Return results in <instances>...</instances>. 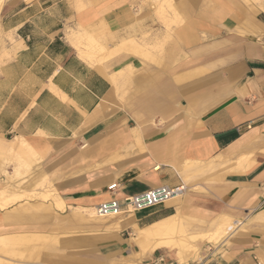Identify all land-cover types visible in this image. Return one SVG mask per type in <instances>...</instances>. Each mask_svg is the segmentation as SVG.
Segmentation results:
<instances>
[{"label":"crops","instance_id":"crops-1","mask_svg":"<svg viewBox=\"0 0 264 264\" xmlns=\"http://www.w3.org/2000/svg\"><path fill=\"white\" fill-rule=\"evenodd\" d=\"M176 4L164 14L152 0H7L0 12L13 37L0 65V145L21 137L39 153L45 187L65 202L59 228L79 222L68 221L70 209L113 195L185 187L176 203L134 212L121 229L105 223L74 234L86 244L84 264H146L154 255L264 264V20L243 0ZM83 28L107 48L132 41L102 59L109 69L101 70L75 46ZM174 216L176 235L129 243L134 223ZM28 218L15 206L1 209L0 237L41 235ZM3 251L1 264L18 262ZM64 251L60 238L54 264H67Z\"/></svg>","mask_w":264,"mask_h":264},{"label":"rangeland","instance_id":"rangeland-1","mask_svg":"<svg viewBox=\"0 0 264 264\" xmlns=\"http://www.w3.org/2000/svg\"><path fill=\"white\" fill-rule=\"evenodd\" d=\"M2 1L3 4L0 9V12L4 6V3L7 0H2ZM152 2L153 3L156 2L159 5V7L162 9V12L164 14L172 10L171 8H166V6H169V2L170 3L173 2L172 4H174L177 8V4H176L177 0H152ZM243 3L252 12L253 9L255 8L256 12L254 14L257 15L258 18H260L261 20H264V0H243ZM169 23L170 22L165 23L168 29H170ZM90 33H92L91 29L83 28L82 31L77 33L76 39L78 42L79 41L81 42L82 47H84L85 44L86 48L89 46L87 49H92V48H93L92 50L95 49L94 51L97 54L96 55L97 57L100 56L99 54L100 52L98 50L100 49V45H102V47H104L105 50L103 51L104 56L103 58L102 57L101 58L104 60L106 57L113 54L114 52L124 50V47L122 45L125 43L126 40L132 39V38L123 39L120 41L118 45H116L113 48H107L104 44L98 41V43L101 44L98 45L99 47L95 46L94 48V46L91 45L89 41L90 38L88 37L89 35L90 36L93 35V38H95V40L98 39L94 36L93 33L92 34ZM11 42H13V37L11 33L4 31V29L2 28L1 17H0V65L11 57V50H10ZM108 66L105 63L104 68L108 70L109 69ZM134 69L136 70L134 73L135 75L137 73V69L136 68ZM116 81L117 82L113 81L115 89L116 91H118V93H122V88L125 83H122L121 81L118 80ZM130 86L132 87V85ZM127 92L129 93V87L127 89ZM32 154H34L35 157ZM24 159L26 162L24 161ZM41 160L42 159L39 153H37L36 151L34 152L25 151V153L19 152L18 154V152L17 153L16 152L12 153L11 151L8 152L7 148L0 145V205L5 204L3 209H7L10 206H15L17 209H19V211L24 212L25 215L27 216L29 215V218L26 220L35 223L36 233L34 234H41V236L46 237V240L44 242H42L39 245H36L35 247H34L35 242H32L30 245V249H32V251H28L29 253L25 251L24 253H21L22 255L21 254L17 255L19 251L18 252L16 251V254L14 253L11 254V253H6V251L3 250H0V253L3 251L4 256L13 258L16 261H18L16 264H26V263L54 264L56 262V260L54 259L58 258L60 252V238L63 239L65 238L66 251H64L63 253L66 258L67 264H74V262L77 261L81 264H84L85 263L84 260L88 258V256L85 255V253L87 252L86 244L84 243L83 245H80L79 243H75L72 240V238L76 233H78L80 237H86L88 231H90V225H88L83 221H80L77 223V225H75V222H72L70 219H68V221H71L72 223H66L67 224L66 227L59 228L60 223L58 222L59 220H57V217L60 215V212L56 208H55L56 210L53 208L55 206L51 202H49L50 201L49 199H45L41 194H38L40 190L45 189L44 187L46 184L43 177H41V173H40ZM48 189L51 188L49 187ZM20 192L23 193L19 197L16 196ZM1 209L2 207H0V210ZM64 209L60 211L63 212ZM57 212H59V214ZM67 214H69V212H67ZM32 216H34L35 219L31 218ZM67 217L69 218L70 216L67 215ZM44 221L49 222L50 227L48 225H44L46 228L43 229L42 222ZM62 224H64V221L62 222ZM54 226H56L57 228H55ZM80 247H82V250H80ZM82 259H83V263L81 261ZM126 259L127 260L130 259V257ZM99 260H100V264L106 262H107L106 264H111V262L113 261L112 260L108 262L105 257H99ZM0 261L2 260L0 259ZM117 262H121V260H117ZM125 263L126 262H124L123 264ZM4 264H11V263L4 262Z\"/></svg>","mask_w":264,"mask_h":264},{"label":"bare ground","instance_id":"bare-ground-1","mask_svg":"<svg viewBox=\"0 0 264 264\" xmlns=\"http://www.w3.org/2000/svg\"><path fill=\"white\" fill-rule=\"evenodd\" d=\"M173 3V2H172ZM169 2V6H171L175 11L177 10L176 6L174 4H172ZM3 1H0V9L2 7ZM93 33V32H92ZM90 33V34H92ZM89 41L91 43V45L97 46L100 45L98 43L99 40H95V38H93V35H89ZM74 43V42H73ZM75 44V43H74ZM124 45V44H123ZM75 46L77 47L78 51L80 52V54L87 59L89 62L93 63L94 65H96L99 69L104 70V66L102 65V58H103V51L105 50L104 47H102V45H100V49L98 50L99 54H100V58L97 57L96 53H95V49H87L86 47L83 48L81 43H76ZM85 46V44H84ZM87 46V45H86ZM96 47V48H97ZM102 55V56H101ZM102 57V58H101ZM118 72V71H117ZM113 74V73H112ZM113 76V75H112ZM117 77V75H116ZM116 80V78H115ZM8 149V152L11 151L13 152H24L25 151H30V152H34L33 147L31 146V144L26 141L25 139L21 138V137H15L14 139L10 140L9 145L6 147ZM36 154V153H35ZM34 155V154H32ZM18 156V155H17ZM19 157V156H18ZM35 157V155H34ZM26 158V157H25ZM28 159V158H27ZM23 161V160H22ZM25 161V159H24ZM26 162V161H25ZM30 167V166H29ZM33 170V169H32ZM19 173V172H18ZM17 173V174H18ZM25 173V172H24ZM34 173V172H33ZM19 175V174H18ZM17 175V176H18ZM22 175V174H21ZM20 177V176H19ZM39 184V183H38ZM51 185V184H50ZM52 187V186H51ZM38 191V190H37ZM36 191V192H37ZM39 192V191H38ZM23 193V192H22ZM21 192L18 193V195L16 196H20L22 194ZM38 194H41L45 199H49L55 208L60 211L63 210L65 207L64 204V200L61 197V195L56 192V190L53 189H48L45 187V189L40 190V192ZM37 195V194H36ZM35 195V196H36ZM40 197V196H39ZM181 196L178 195L177 197H175L174 199L170 200L169 202H167V205L176 203L178 200H180ZM37 201V200H36ZM36 203V202H35ZM45 205V204H44ZM166 205V206H167ZM4 205H0V207H3ZM56 212V211H55ZM59 214V212H57ZM61 215V214H60ZM60 215L57 217V220H60ZM69 215L70 220L71 221H83L85 223H87L88 225H94V226H100L102 224L107 223L106 228L107 229H114L117 230L120 227L125 226L126 224H131L132 221L134 220V212L128 213V214H120L119 216H109V217H103L97 214L96 211V205L91 206V207H87V208H83V209H70L69 211ZM178 216V215H177ZM62 220V219H61ZM64 220V219H63ZM110 220H113L112 223H108ZM54 221V220H53ZM59 222V221H58ZM62 222V221H61ZM127 226V225H126ZM53 227V226H52ZM55 228H57L56 226H54ZM103 227V226H102ZM178 227H179V220L177 217H171L167 220H163L161 222H157L154 223L152 225L146 226V227H138L137 225H135L134 223V231L133 234L131 236V238L129 239V243H131L132 245L137 244L138 242H140L142 239H154L160 236H174L176 235V233H178ZM94 228V227H93ZM127 228V227H125ZM89 229V228H88ZM91 229V228H90ZM121 229V228H120ZM110 231V230H109ZM104 232V231H103ZM111 232V231H110ZM113 236V235H111ZM114 237V236H113ZM212 237V236H211ZM210 238V237H209ZM46 240V237L41 236V235H20V236H16L14 239H9L7 240L6 237H0V243L3 244V247H7V249L11 248L13 249V252L16 254V251L18 252L17 255L24 253L25 251H32V249H30V245L32 242L34 243V247L36 245L41 244L42 242H44ZM194 240V239H193ZM192 241V240H191ZM18 245H16V244ZM181 244V243H180ZM192 244V243H191ZM193 245V244H192ZM196 245V244H195ZM28 246V247H27ZM160 244H154L153 247H151V250H155V248L159 247ZM196 246H194L195 248ZM162 248V247H160ZM193 247H191V249H185L184 251L181 252L182 254V259H187L190 258V254H192V252L194 251L192 249ZM189 250V252H188ZM11 251V250H10ZM26 252V253H27ZM29 253V252H28ZM27 253V254H28ZM32 253V252H31ZM143 254L146 253V251H142ZM141 253V254H142ZM36 254V253H35ZM41 254V253H39ZM37 254V255H39ZM142 254V255H143ZM147 254V253H146ZM22 255V254H21ZM31 255V254H30ZM140 255V254H139ZM194 255V254H193ZM15 256V255H14ZM28 256V255H27ZM35 256V255H34ZM181 256V255H180ZM30 257V256H29ZM36 257V256H35ZM34 258V257H33ZM1 259V257H0ZM144 259V258H143ZM1 262V261H0ZM6 263V262H5ZM10 263V262H9ZM17 263V262H16ZM137 263V262H136ZM134 262H131L129 264H136ZM1 264V263H0ZM15 264V262H14ZM111 264H123L121 262H117V260H113L111 262ZM126 264V263H125Z\"/></svg>","mask_w":264,"mask_h":264},{"label":"built area","instance_id":"built-area-1","mask_svg":"<svg viewBox=\"0 0 264 264\" xmlns=\"http://www.w3.org/2000/svg\"><path fill=\"white\" fill-rule=\"evenodd\" d=\"M117 188L118 184L112 183L108 187V190L114 193ZM184 188L183 185L177 187L162 185L121 199L113 195L109 199L97 204L96 211L100 216L109 217L151 209L159 205H164L178 195H181L184 192ZM146 264L179 263L178 261H167L165 255H154L149 258ZM187 264H204V262L200 260H190Z\"/></svg>","mask_w":264,"mask_h":264}]
</instances>
